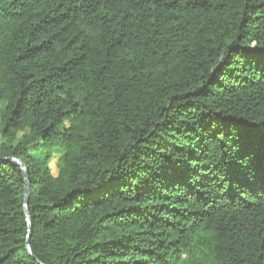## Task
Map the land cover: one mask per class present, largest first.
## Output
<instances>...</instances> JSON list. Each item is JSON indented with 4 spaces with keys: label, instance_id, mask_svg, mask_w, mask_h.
Here are the masks:
<instances>
[{
    "label": "trees",
    "instance_id": "trees-1",
    "mask_svg": "<svg viewBox=\"0 0 264 264\" xmlns=\"http://www.w3.org/2000/svg\"><path fill=\"white\" fill-rule=\"evenodd\" d=\"M9 158L0 264H264V0H0Z\"/></svg>",
    "mask_w": 264,
    "mask_h": 264
},
{
    "label": "water",
    "instance_id": "water-1",
    "mask_svg": "<svg viewBox=\"0 0 264 264\" xmlns=\"http://www.w3.org/2000/svg\"><path fill=\"white\" fill-rule=\"evenodd\" d=\"M0 162L15 163L16 165L20 166L21 169H22L23 178H24V182H25L24 192H23V208H24V214H25V217H26L27 231H28V238H29L30 229H31V227H30V218H29V213H28V202H29V197H30V185L28 183V176H27V173H26V169H25L24 165L22 164V162L20 160L16 159V158L4 159V160H0ZM26 248H27L28 253L31 256V249H30L28 240H27V243H26Z\"/></svg>",
    "mask_w": 264,
    "mask_h": 264
},
{
    "label": "rangeland",
    "instance_id": "rangeland-1",
    "mask_svg": "<svg viewBox=\"0 0 264 264\" xmlns=\"http://www.w3.org/2000/svg\"><path fill=\"white\" fill-rule=\"evenodd\" d=\"M52 166H53V164H52ZM53 168H54V166H53Z\"/></svg>",
    "mask_w": 264,
    "mask_h": 264
}]
</instances>
